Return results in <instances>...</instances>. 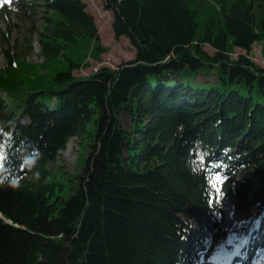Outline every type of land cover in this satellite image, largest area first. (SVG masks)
Returning <instances> with one entry per match:
<instances>
[{"label": "trees", "instance_id": "16d2710c", "mask_svg": "<svg viewBox=\"0 0 264 264\" xmlns=\"http://www.w3.org/2000/svg\"><path fill=\"white\" fill-rule=\"evenodd\" d=\"M101 1L136 57L75 77L74 49L104 50L86 2L11 0L41 20V64L65 69L26 86L14 77L31 41L6 52L0 264H204L231 196L254 203L252 181L264 189V67L248 57L264 43V0H213L217 23L201 17L207 0ZM72 139L87 155L63 183L54 165Z\"/></svg>", "mask_w": 264, "mask_h": 264}, {"label": "rangeland", "instance_id": "374dc122", "mask_svg": "<svg viewBox=\"0 0 264 264\" xmlns=\"http://www.w3.org/2000/svg\"><path fill=\"white\" fill-rule=\"evenodd\" d=\"M84 1L87 4V11L95 19L101 38L100 43L104 50L101 52L97 51L93 42L80 44L79 47L74 49L70 56L85 65L84 69L74 71V76L87 77L102 68L114 70L121 63L133 60L136 57V50L130 41L125 37L115 38L112 28L113 13L104 9L101 0ZM207 4L208 9H205L201 17L206 22L217 23L219 20V6L213 0H207ZM40 25V18L36 22L28 20L11 5L10 0L7 3L3 0V4H0V71L7 66V50L11 51L12 56L15 57L17 52L22 51L26 47V42L29 39L31 41V51L26 53L24 60L18 61V77L17 75L14 77L21 78L19 81L26 86L40 79L39 82H48L58 71L65 69L63 58L41 64L44 62V58L40 54L37 34L31 35L30 32L32 26L40 29ZM204 48L210 54L215 52L209 45H205ZM239 54H245V51L235 48L231 56L237 59ZM248 57L255 64L264 67V43L254 44ZM214 79V73L198 77V80L206 82H213ZM86 155L87 152L81 148L79 140L72 139L66 149L60 151L57 162L54 165V168L57 167L56 177L58 180L68 183L69 178L76 176L81 170ZM60 167H62L63 173H60ZM235 179L243 181L245 175L239 174ZM251 184V194L256 193V201L254 203L240 202L241 204L235 205L237 199H235L234 195L231 196L224 210L225 216L220 222V228L229 227L231 234L228 240L222 242L220 255L213 257V252L209 264H264L263 253L251 259L250 263L246 260L242 263L238 262L243 256V250L247 246L248 241L247 235L240 234L239 230L245 226H248L252 231L258 228L260 226L259 221L262 218V216H258V212L264 208V189L260 188L259 180L252 181ZM221 252H223L222 255Z\"/></svg>", "mask_w": 264, "mask_h": 264}, {"label": "snow or ice", "instance_id": "6c2138e0", "mask_svg": "<svg viewBox=\"0 0 264 264\" xmlns=\"http://www.w3.org/2000/svg\"><path fill=\"white\" fill-rule=\"evenodd\" d=\"M9 2V0H5V3Z\"/></svg>", "mask_w": 264, "mask_h": 264}, {"label": "bare ground", "instance_id": "6f19581e", "mask_svg": "<svg viewBox=\"0 0 264 264\" xmlns=\"http://www.w3.org/2000/svg\"><path fill=\"white\" fill-rule=\"evenodd\" d=\"M68 145V144H67ZM68 148V147H67Z\"/></svg>", "mask_w": 264, "mask_h": 264}]
</instances>
